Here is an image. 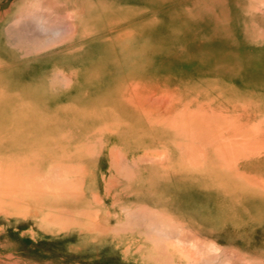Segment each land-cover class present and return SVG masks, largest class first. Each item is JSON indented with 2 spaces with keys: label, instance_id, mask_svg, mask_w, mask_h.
Here are the masks:
<instances>
[{
  "label": "rangeland",
  "instance_id": "374dc122",
  "mask_svg": "<svg viewBox=\"0 0 264 264\" xmlns=\"http://www.w3.org/2000/svg\"><path fill=\"white\" fill-rule=\"evenodd\" d=\"M16 5V41L0 37V264H264V0ZM91 134L128 136L175 217L121 226L114 207L107 229L75 187L94 161L57 158Z\"/></svg>",
  "mask_w": 264,
  "mask_h": 264
},
{
  "label": "crops",
  "instance_id": "0c3cea01",
  "mask_svg": "<svg viewBox=\"0 0 264 264\" xmlns=\"http://www.w3.org/2000/svg\"><path fill=\"white\" fill-rule=\"evenodd\" d=\"M16 4L17 0L10 2L9 16H4V20H2V15L0 14V37L3 33L1 29H4L5 34L8 33L7 35L11 41L13 39L16 41L17 38L19 17ZM6 29L8 30L7 33ZM32 94L47 95L48 93L42 91V93L37 92ZM32 105L34 107L31 108V111H35L38 104ZM67 143L73 144L72 152L70 151L73 155L60 156L57 158L94 161L91 164V172L81 175L78 178L79 180L77 179L79 183L77 187H92L89 189L90 196L93 198L92 201H95L98 205V213L102 216L103 214L105 215L102 221L108 224L107 229L111 231L114 229L111 227L112 225L110 224L112 222L109 223L110 220L108 218V216L113 213L114 207H117L119 211L121 208L122 213H124L126 217V220L124 219L121 221V226L126 224H155L158 223L159 220L162 221L160 218L164 215L175 217L177 214V206L173 204L170 198L168 203H164L163 198L165 197L163 189L162 187H157L151 177L146 176L147 183L144 182L142 184L140 182L142 179L135 173L137 172L135 167L138 166V163L135 162V159L132 160L133 158H131L132 155L129 152L130 150L124 147L125 144L128 145L130 143L128 136L118 135L115 137L110 134L79 135L73 136ZM130 170L134 171V174H130ZM125 181L131 182L125 183ZM85 189L83 191L84 193H86ZM172 190L171 188V191ZM126 194L127 197H125ZM81 200L83 201V197H81ZM82 201L79 203L81 208H79V210L81 211L87 206L86 202L82 203ZM132 212L139 215L143 214L144 220L131 219L129 213ZM77 214L78 211L76 210V215ZM98 223L101 224L99 221ZM144 228L147 229L145 226ZM154 231L161 232L159 230Z\"/></svg>",
  "mask_w": 264,
  "mask_h": 264
},
{
  "label": "bare ground",
  "instance_id": "6f19581e",
  "mask_svg": "<svg viewBox=\"0 0 264 264\" xmlns=\"http://www.w3.org/2000/svg\"><path fill=\"white\" fill-rule=\"evenodd\" d=\"M34 19H35V18H34ZM36 20H37V19H35V21H36ZM36 22H38V24L40 25V27L44 26L40 21L37 20ZM36 22H35V23H36ZM36 26H37V25H36ZM37 27H38V26H37ZM39 29H40V28H39ZM62 164L65 165L64 163H62ZM62 164H61V165H62ZM58 165H59V164H58ZM55 166L57 167V165H55ZM59 166H60V165H59ZM59 168H60V171H61V170H62V169H61V166H60ZM62 168H63V167H62ZM65 168H67V167H65ZM54 169H56V168H54ZM63 169H64V168H63ZM124 169H125V168H124ZM126 169H127V168H126ZM65 170H66V169H65ZM62 171H63V170H62ZM62 171H61V172H62ZM67 171L69 172L70 170L67 169ZM63 172H64V171H63ZM63 172H62V173H63ZM126 172H127V171H126ZM49 173H50V172H49ZM51 173H52V172H51ZM66 174H67V173H66ZM38 175H39V174H38ZM45 175H46V174H45ZM51 175H53V174H51ZM63 175H65V174H63ZM17 176H18V175H17ZM49 176H50V175H49ZM49 176L46 178L47 180L45 179L46 181H48V182L46 183L47 186H48V183L51 184L52 182H50V181H53L54 178H55V176H54V178L52 177V178H53V180H52V178L49 177ZM14 177H15V176H14ZM50 178H51V179H50ZM63 178H64V177H63ZM63 178H59V181H60V179H63ZM4 179H5V178H4ZM13 179H16V178H13ZM45 180L43 181L44 183H45ZM49 180H50V181H49ZM56 180H57V179H55L54 181H56ZM63 180H64V179H63ZM63 180L60 181L59 183H60V184H65L66 181H65V180L63 181ZM30 181H31V179H30ZM30 181H28V182H30ZM39 181H40V180H39ZM0 182H1V181H0ZM12 182H13V181H12ZM23 182H24V180H22V183H23ZM28 182H27V184H28ZM35 182H36V181H35ZM63 182H64V183H63ZM10 183H11V182H10ZM31 183H32V182H31ZM33 183H34V182H33ZM33 183H32V184H33ZM68 183H70V182L68 181ZM36 184H37V183H36ZM53 184H54V185H53L54 187H60V186H62V185H59V184H58V181H56V183L53 182ZM5 185H6V184H5ZM42 185H43V184H42ZM73 185H74V184H73ZM76 185H77V184H76ZM76 185H75V187H77ZM2 186H3V185H2ZM25 186H26V182H25ZM43 186L46 187L45 185H43ZM5 187H6V186H5ZM27 187H29V186H27ZM41 187H42V186H41ZM49 187H50V185H49ZM68 187H69V186H68ZM145 214H146V213H145ZM135 215H136V214H135ZM140 216H144V215L142 214V215H140ZM53 219H54V218H53ZM55 220H56V218H55ZM55 220H53V221H55ZM159 222H161V221L159 220ZM171 226L174 227L172 224H171ZM175 228H176V227H175Z\"/></svg>",
  "mask_w": 264,
  "mask_h": 264
}]
</instances>
